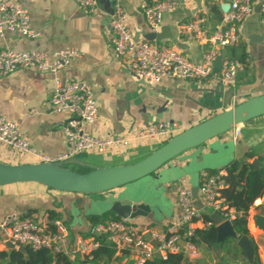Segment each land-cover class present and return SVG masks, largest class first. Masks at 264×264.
Returning a JSON list of instances; mask_svg holds the SVG:
<instances>
[{
	"label": "crops",
	"instance_id": "0c3cea01",
	"mask_svg": "<svg viewBox=\"0 0 264 264\" xmlns=\"http://www.w3.org/2000/svg\"><path fill=\"white\" fill-rule=\"evenodd\" d=\"M13 1L28 11L31 24L40 35L36 39H29L16 32H8L0 38V48L38 50L49 56L67 48L81 53L71 64L56 73L30 67L0 77V115L17 122L22 137L40 155L56 157L67 149L65 134L58 127V123L66 116L53 112L49 103L58 79L69 77L83 80L94 88L99 116L93 124L87 125L89 133L101 137L121 135L129 138L128 146H114L105 153H98L108 161L115 158L128 161L142 150H155L156 144H163L162 139L143 136L144 129L152 123L176 121L186 129L249 98L264 94V12L260 0H255L252 15L239 26V43L227 51V55L230 51H235L237 56L246 55L243 68L232 86L223 85L218 79L203 82L166 79L152 86L147 85L134 77L122 60L115 56L108 31L109 21L120 5L128 15L127 25L136 38L171 47L198 62L208 45L182 36L180 24L203 15L207 20V28L213 31L228 10L226 5L232 0H181L180 7L165 15L160 28L155 31L148 26L143 12L145 0H98V7L93 13H86L77 0ZM151 34H154L153 39H147ZM232 132L223 133L201 147L208 153L213 143H222L223 147L229 140L233 142L228 158L216 157V164L203 170L224 169L233 160L245 158L247 152L254 154L250 159L252 163L258 159L259 166L264 164V115L242 124V132L237 140L233 139ZM218 151L216 155H219ZM193 154H197V149L184 152L153 174V181L160 184L166 203L162 210L132 219L140 229L152 227L161 230L172 219L180 216L173 183L191 188L195 184L191 185L188 181V185L182 184L174 178H170L167 183H160L162 179L158 178L162 172L173 167L184 168ZM0 161L15 164L38 162L41 159L34 153L12 149L0 143ZM112 193L108 198H118ZM91 200L88 194L61 192L36 182L3 185L0 186V222L12 212L44 217L49 216L50 210H55L69 226L68 242L77 236L88 238L92 236L88 235L92 226L87 219L86 207L91 204ZM195 201L198 206L202 205L200 196H196ZM213 213L206 211L210 216ZM259 215L264 217V197L256 199L251 205L248 217L251 237L258 246L264 264V229L258 222ZM198 226L202 227V224ZM220 249H200L198 257L189 259V264H214ZM9 250L10 247L0 245V251ZM128 262H132V258L129 252L124 251L116 252L111 264ZM77 264L96 263L77 261Z\"/></svg>",
	"mask_w": 264,
	"mask_h": 264
},
{
	"label": "built area",
	"instance_id": "2783aa9c",
	"mask_svg": "<svg viewBox=\"0 0 264 264\" xmlns=\"http://www.w3.org/2000/svg\"><path fill=\"white\" fill-rule=\"evenodd\" d=\"M86 13H93L98 7V0H77ZM261 10L264 12V0ZM255 0H232L229 8L213 31L206 26V18L197 15L194 19L180 24L182 36L206 43L208 46L201 61L195 62L182 52L171 47L146 39L136 38L127 25L128 15L120 5L109 21V42L115 56L122 60L127 69L147 85H155L166 79H193L198 82L218 79L223 85H235L237 75L243 63L228 55L223 58L221 70L215 68L216 58L240 41L239 26L249 18ZM181 0H145L142 8L148 26L158 30L165 15L176 11ZM8 32H16L23 37L36 39L40 33L33 28L30 14L13 0H0V38ZM81 53L74 49H61L51 56L38 50H16L11 47L0 48V77L6 76L20 68L34 67L42 72H58L71 64ZM53 112L66 117L58 123L67 141V149L56 157L40 155L30 147L22 137L19 125L0 115V143L16 150L34 153L41 161H63L86 152L105 153L114 146H128L129 138L121 135L95 136L87 131V125L93 124L99 116V105L94 88L86 81L69 77L58 79L50 100ZM184 130L176 121H158L148 125L142 132L148 139H162L164 142ZM232 137L237 140L242 132V125L232 129ZM225 169L217 173L203 170L200 174L199 191L201 206L196 204V197L191 187L174 182L181 214L172 219L164 229L152 227L140 229L132 219L120 217L109 219L91 227L95 234L86 238L77 236L68 242L69 226L61 219H50L35 214H7L0 222V245L15 248L30 247L34 250L48 249L53 253H64L84 262L92 257V252L101 246L102 237L110 243L117 253L129 252L133 264H146L155 255L167 258L169 253L184 252L189 259L198 257L200 249L192 240L195 230L212 223L205 220L206 211H218L222 220L233 221L239 214L222 196V189L227 187L224 179ZM150 232L153 239L159 242L154 245L145 234Z\"/></svg>",
	"mask_w": 264,
	"mask_h": 264
},
{
	"label": "water",
	"instance_id": "95a60500",
	"mask_svg": "<svg viewBox=\"0 0 264 264\" xmlns=\"http://www.w3.org/2000/svg\"><path fill=\"white\" fill-rule=\"evenodd\" d=\"M227 7L229 8V3L226 5ZM153 35L151 34L147 39H153ZM158 37L161 38V35ZM227 51V48L223 49L222 54L216 58L215 68L217 70H221L223 58L227 55ZM263 115L264 94L249 98L232 108L226 109L198 124L184 129L167 140L162 146L152 151L148 156L132 164L94 166L89 171L81 172L66 166L68 163L87 165L76 157L63 161H38L15 164L0 161V186L19 182H36L61 192L94 194L111 191L117 187L128 185L151 176V174H155L163 166L184 152L199 147L215 137L232 130L234 127ZM201 147L197 154H202V158H204L207 153ZM209 150L213 154H216L218 151L211 148ZM259 163V160L255 159L253 166L258 168ZM184 169L186 167L181 168V170ZM192 191L196 197L199 185H194ZM139 197L136 199L129 196L118 197L116 199L110 197L105 201L107 208L100 214L110 210L120 217L134 219L138 216H148L152 212H155V207L151 202ZM87 215H99V213ZM210 218L216 224L217 230V242L213 245V250L217 251L221 248L220 242L226 238L236 239L238 246L244 251L245 257L252 262L254 259V247L250 237L246 235L238 236L233 223L229 220L223 221L218 211H215ZM258 222L264 229L263 216H258ZM95 234L98 233L95 231ZM145 237L154 245L159 244L157 240L153 239L150 232L146 233ZM11 248L15 247L11 245ZM18 249L24 251L26 247L20 246Z\"/></svg>",
	"mask_w": 264,
	"mask_h": 264
},
{
	"label": "trees",
	"instance_id": "16d2710c",
	"mask_svg": "<svg viewBox=\"0 0 264 264\" xmlns=\"http://www.w3.org/2000/svg\"><path fill=\"white\" fill-rule=\"evenodd\" d=\"M235 51H230L228 56L232 59H237L243 64L245 63L246 55H236ZM254 154L247 152L245 158L235 159L224 167L226 175L224 176L227 182V187L222 189V196L226 202L234 208L239 214L233 219V227L238 236H249L254 247V259L250 262L244 255V251L238 246L237 240L226 238L220 242L221 249L218 251L217 261L214 264H262L258 253V246L251 237L248 228V217L251 205L256 199L264 197V164L258 168L253 166L250 161ZM86 166V165H83ZM84 168V167H83ZM85 169V168H84ZM92 168L85 169L81 172H86ZM218 170H208L210 173H217ZM49 218H61V215L55 211H49ZM113 211H107L99 215H89L87 217L91 226L99 223H104L109 219H119ZM206 221H211L210 215H205ZM88 235H94L90 231ZM101 242V246L92 252V257L85 259V263L96 264H111L114 260L115 249L110 243H107L102 237L96 236ZM193 242L199 249H213V245L217 242L216 224L212 223L206 227H199L195 230L192 237ZM75 259L64 253H53L48 249L34 250L26 247L24 251L17 248H10L9 251H0V264H71ZM125 264H133L128 262ZM146 264H189V258L184 252L169 253L167 258L161 255H155Z\"/></svg>",
	"mask_w": 264,
	"mask_h": 264
},
{
	"label": "rangeland",
	"instance_id": "374dc122",
	"mask_svg": "<svg viewBox=\"0 0 264 264\" xmlns=\"http://www.w3.org/2000/svg\"><path fill=\"white\" fill-rule=\"evenodd\" d=\"M207 143L201 146H204ZM163 144L161 145L156 144L155 149L159 148ZM201 146L195 147V149H197V152ZM232 147H233V142L230 140L227 143H225L223 147H222V143H213L212 146H210L209 148L213 150L214 149L219 150L218 151L219 155L213 154L212 151H209L204 158H202V154H193L188 158L189 160L187 159L188 165L186 163L185 166L186 169L181 170L180 167L177 168L173 167L170 170L164 171V173L161 175V177L158 178V180L162 179L160 183H164V182L167 183L170 180V178H174L175 180L180 181L182 184L183 183L187 184L189 182L191 185L193 184L196 185L198 183V177L200 171L203 170L204 168H210V165H215L216 164L215 159H217L216 157H219L218 159L228 158V156L232 151L231 150ZM152 151L154 150L151 149L142 150L138 155L132 157L128 161H121L116 158L112 161H108V159H104L102 154L86 152L76 157L80 161L82 162L84 161V163L87 164L86 166H83L80 163H68L66 166L77 171H84L85 169H89L94 166L103 167V166H113V165H122V164H132L134 162H137L145 158ZM212 160L214 162H212ZM152 176L153 174L134 183L117 187L111 190L113 192L112 194L118 197L129 196V197H133L134 199L141 196L139 198H143L146 201L152 203V205L156 208L155 209L156 212L159 209L162 210L164 208V204L166 203V198L163 197V192H162V188L160 187V184L154 182ZM111 191L88 194L92 200H91V204H89L86 207L87 214L102 213L107 208V203L105 201L109 197ZM239 264H243V263L240 262Z\"/></svg>",
	"mask_w": 264,
	"mask_h": 264
}]
</instances>
